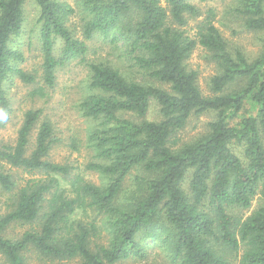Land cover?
Instances as JSON below:
<instances>
[{
  "label": "trees",
  "instance_id": "obj_1",
  "mask_svg": "<svg viewBox=\"0 0 264 264\" xmlns=\"http://www.w3.org/2000/svg\"><path fill=\"white\" fill-rule=\"evenodd\" d=\"M164 1L75 0L72 6L0 0V128L9 119L12 77L35 81V73L20 66L24 56L14 45L31 2L44 84L33 94L45 95L58 67L77 58L85 63L86 93L77 108L91 123L86 146L95 160L85 169L100 179H68L70 165L47 158L55 142L52 123L41 119L40 109L26 110L14 143L0 139V188L16 189L0 215V254L10 264H22L30 247L50 260L115 264L141 259L153 245L174 264H231V258L264 264V204L244 218L232 213L249 208L256 195L264 201V0L234 3L244 27L262 34L261 50L250 60L240 48H229L211 19L200 22L196 37L186 33L187 20L200 14L191 0ZM75 11L84 39L98 34L121 40L122 53L146 79L130 78L106 61H87V44L67 25ZM196 45L217 66L209 80L212 95L202 94L197 71L186 64ZM152 101L158 120L147 118ZM207 111L216 112L207 131L175 146L173 137L188 119ZM238 112L244 114L235 119ZM5 165L45 177L16 188ZM88 209L99 223L73 218L76 210ZM34 221L39 228L19 238L3 234L11 222Z\"/></svg>",
  "mask_w": 264,
  "mask_h": 264
},
{
  "label": "rangeland",
  "instance_id": "obj_2",
  "mask_svg": "<svg viewBox=\"0 0 264 264\" xmlns=\"http://www.w3.org/2000/svg\"><path fill=\"white\" fill-rule=\"evenodd\" d=\"M75 5V0H63ZM200 10L197 17L187 20L183 27L186 33L191 37H196L198 25L207 18L211 19L214 25L220 30L224 38L228 40L229 48H240L245 56L250 60L254 58L261 50V33L248 30L243 25V20L234 10L235 0H191ZM163 6L166 5L164 0H160ZM25 23L21 34L14 40V45L22 52L24 56L20 66L31 73H35L33 83H25L17 77H12L11 84H8L7 95L10 103L9 119L5 125L0 128V139L3 143L13 144L17 135L23 114L28 109H40L41 119H49L53 126V142L47 158L56 163H66L71 167L70 179L74 175H80L85 180L99 184V175L95 171L86 170L88 162L94 161L93 151L86 146L87 129L91 124L88 119L83 117L77 108V103L86 93V79L88 69L84 62L79 59H73L63 66L56 69L54 85L51 88H44L45 95L40 96L33 94V90L44 86L41 78L42 53L35 23L36 10L31 2L25 4ZM81 16L75 11L68 18L67 25L72 29L74 35L83 39L88 46L86 53L87 61H106L117 67L121 72L130 78L136 80H145L146 77L137 72L138 68L132 66V61L127 55L123 54L125 49L121 40L113 43L110 37L94 35L91 39H84L82 35ZM60 46V42H57ZM186 64L189 68L197 71V83L203 95H212L209 86L210 78L216 74L217 66L210 54L201 46L196 45L192 50ZM147 82H151L147 80ZM155 85H162L153 82ZM244 112H238L235 119L243 115ZM216 116L215 111H207L200 115H192L183 129L179 130L173 139L176 145L192 140L205 133L208 129L207 123ZM148 119L158 120L160 118L157 111V105L151 102L147 113ZM35 135V129L31 136V143ZM6 169L14 175L17 187L23 185L28 178L45 177L38 172L27 173L21 169L10 168L5 165ZM134 171L132 172V174ZM64 185L65 182H63ZM129 183V179L126 180ZM13 191H5L0 188V215L4 214L11 205ZM264 204L263 199L256 195L251 201V206L244 210L234 209L232 213L239 217H246L252 211ZM74 219L88 222L95 220L99 223V218L90 209L86 212L76 210ZM39 228V222H11L4 230V235L11 239L19 238L23 232ZM103 242V238H99ZM241 254V250L238 252ZM237 258H231V264H237ZM0 264H10L7 259L0 254ZM22 264H79L78 259L72 260H50L39 254L35 249L29 248L23 253ZM115 264H174L167 257V252L156 245L149 246L143 258L138 259L131 257Z\"/></svg>",
  "mask_w": 264,
  "mask_h": 264
}]
</instances>
